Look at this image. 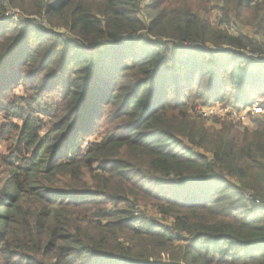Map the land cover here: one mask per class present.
Returning <instances> with one entry per match:
<instances>
[{
  "label": "trees",
  "instance_id": "obj_1",
  "mask_svg": "<svg viewBox=\"0 0 264 264\" xmlns=\"http://www.w3.org/2000/svg\"><path fill=\"white\" fill-rule=\"evenodd\" d=\"M263 38L264 0H0V264H264V117L190 115L264 93Z\"/></svg>",
  "mask_w": 264,
  "mask_h": 264
},
{
  "label": "rangeland",
  "instance_id": "obj_2",
  "mask_svg": "<svg viewBox=\"0 0 264 264\" xmlns=\"http://www.w3.org/2000/svg\"><path fill=\"white\" fill-rule=\"evenodd\" d=\"M209 6H210V8H212V23L219 25L220 23H219L218 11L216 9H214L215 8L214 3L211 2L209 4ZM4 16H6V18L8 20H18V18L20 17L17 13H14L13 11L5 12ZM39 24L40 25L41 24L46 25V22L39 20ZM221 27L226 28L229 32H231L233 34H235L238 29L243 30V31L246 30V26L244 24H242L241 22H238V21H234L233 19H231L227 23L221 24ZM61 32L65 33L63 30H61ZM66 34H63V37ZM66 37L70 38L71 36L66 35ZM263 41H264V38H263ZM253 60L255 62H259V63L263 62L264 61V52L261 53V55H254ZM14 93L19 97H23V96H28V93H30V92H25L24 87L19 86L18 88H16L14 90ZM54 95H55V92L50 93L47 96L49 98H53ZM253 98L254 99H260L263 102L262 113H260L256 117L250 116L249 121L244 123V124H238L235 121H231L230 119L225 118L224 115H222L221 117H219L218 115L220 114L219 112H221L220 110L223 109L221 107H223L224 105L233 106L235 104L244 103L245 101L235 102L233 99L232 100L229 99L230 101H217L214 103H203L200 100H194V102L190 108V115H191L192 119H194L198 122H201L203 125L210 126L214 129H219L222 126V123H224V122L236 123V124H238L239 128H243V127L251 128V127H253L256 118L264 117V93L262 95L258 94V93L253 94L252 96L249 97V100H251ZM209 108L211 110H216V113H215L216 115H214V114H213V116L209 115L207 112V109H209ZM221 118H223V119H221ZM2 120H3L2 117H0V121H2ZM91 139L93 140L92 136H90L89 140H91ZM3 153H6V143L4 144V143L0 142V154H3ZM2 168L3 167H0V179L3 178V176H4V172L2 171ZM154 202H156V201L150 197L144 198L142 203L140 202L137 206V209H136L137 213L138 214L144 213L147 215L154 216L155 218L161 220V222L164 223L165 225H169V222L172 221L171 217H169L167 220H163L160 217V214L157 212V208L154 205Z\"/></svg>",
  "mask_w": 264,
  "mask_h": 264
},
{
  "label": "built area",
  "instance_id": "obj_3",
  "mask_svg": "<svg viewBox=\"0 0 264 264\" xmlns=\"http://www.w3.org/2000/svg\"><path fill=\"white\" fill-rule=\"evenodd\" d=\"M262 105L263 102L260 99L254 98L245 101L244 103L235 104L233 106L224 105L223 107H221L223 109L220 110L221 112H219L220 114L218 116L221 117L222 115H224L225 118H228L231 121H235L238 124H244L249 121L250 116L256 117L257 115L262 113ZM207 112L211 116H213V114L216 115V110H211L209 108L207 109ZM257 205L262 207L264 205V202L257 201Z\"/></svg>",
  "mask_w": 264,
  "mask_h": 264
}]
</instances>
